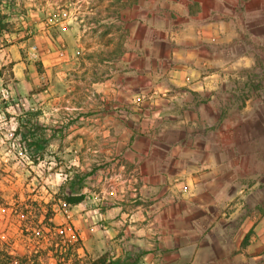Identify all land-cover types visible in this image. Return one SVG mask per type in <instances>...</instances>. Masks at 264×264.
Instances as JSON below:
<instances>
[{"label":"crops","instance_id":"obj_1","mask_svg":"<svg viewBox=\"0 0 264 264\" xmlns=\"http://www.w3.org/2000/svg\"><path fill=\"white\" fill-rule=\"evenodd\" d=\"M261 1L107 0L108 26L116 15L123 36L107 81L112 113L123 132L136 133L122 139L123 180L112 175L111 194L123 193L107 215L115 260L264 264V194L255 199L253 181H242L258 148L237 133L258 123L243 83L264 51ZM70 9L58 10L61 43ZM52 29L41 38L49 57ZM21 46L0 52L16 50L7 60L17 83L30 86L34 64L22 61Z\"/></svg>","mask_w":264,"mask_h":264},{"label":"rangeland","instance_id":"obj_2","mask_svg":"<svg viewBox=\"0 0 264 264\" xmlns=\"http://www.w3.org/2000/svg\"><path fill=\"white\" fill-rule=\"evenodd\" d=\"M261 5L264 9V0ZM66 6L71 8L67 24L71 34L61 43L58 10ZM110 16L107 0H0V50L21 43L22 61L33 63L35 69L30 86L20 85L7 60L16 50L0 52V233L14 239L16 248L21 219L7 214L6 208L31 201L52 207V222L66 239H81L83 249L78 252L86 262L102 253L115 260L108 250L107 215L113 201H123V193L118 186L116 196L111 194L112 175L115 170L117 182L123 180L126 146L122 139L136 133L123 132L116 125L122 120L120 115L112 113L107 81L116 68L123 36L116 15L114 26H108ZM49 25L57 42L51 57L41 39ZM258 53L252 79L243 83V90L251 89L244 100L258 107L253 111L258 123L251 127L246 123L237 133L257 144L258 155L244 167L248 171H243L242 181H253L252 196L259 200L264 194V51ZM28 71L26 66L24 75ZM26 118L45 127L46 143L41 142L37 153H30L15 135L18 123ZM87 174L83 182L74 183V175L83 178ZM61 194L84 199L69 206ZM122 228L119 224L116 230Z\"/></svg>","mask_w":264,"mask_h":264},{"label":"trees","instance_id":"obj_3","mask_svg":"<svg viewBox=\"0 0 264 264\" xmlns=\"http://www.w3.org/2000/svg\"><path fill=\"white\" fill-rule=\"evenodd\" d=\"M1 102L4 103L3 100ZM44 130L45 127L26 118L23 124L18 123L15 135L19 136L30 153H37L41 142L46 143ZM88 176L89 174L79 178L74 175V183L83 182ZM60 196L69 206L80 204L84 199L82 195ZM6 209L10 216H18L21 223L18 227V248L15 247L14 239L0 233V264H50L49 260H52L53 264H128V261L111 259L108 253H102L86 262L78 252L83 249L81 239L77 237L76 241L72 242L65 238L62 229L53 224L55 213L48 204L38 205L28 201V204Z\"/></svg>","mask_w":264,"mask_h":264},{"label":"built area","instance_id":"obj_4","mask_svg":"<svg viewBox=\"0 0 264 264\" xmlns=\"http://www.w3.org/2000/svg\"><path fill=\"white\" fill-rule=\"evenodd\" d=\"M32 51H35V46L32 47ZM139 264H145L144 262H141Z\"/></svg>","mask_w":264,"mask_h":264}]
</instances>
